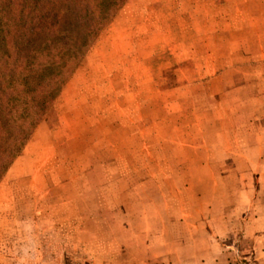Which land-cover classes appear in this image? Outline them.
<instances>
[{"label": "rangeland", "instance_id": "obj_1", "mask_svg": "<svg viewBox=\"0 0 264 264\" xmlns=\"http://www.w3.org/2000/svg\"><path fill=\"white\" fill-rule=\"evenodd\" d=\"M195 5L111 19L0 181V264H264V25Z\"/></svg>", "mask_w": 264, "mask_h": 264}, {"label": "trees", "instance_id": "obj_2", "mask_svg": "<svg viewBox=\"0 0 264 264\" xmlns=\"http://www.w3.org/2000/svg\"><path fill=\"white\" fill-rule=\"evenodd\" d=\"M127 0H0V181Z\"/></svg>", "mask_w": 264, "mask_h": 264}, {"label": "crops", "instance_id": "obj_3", "mask_svg": "<svg viewBox=\"0 0 264 264\" xmlns=\"http://www.w3.org/2000/svg\"><path fill=\"white\" fill-rule=\"evenodd\" d=\"M135 0H133L134 2ZM172 1V0H168ZM197 22L218 24L224 22L244 25H264V0H195ZM184 16V15H183ZM182 21V20H181ZM165 23L173 20H164ZM248 30V29H246ZM262 39V38H261ZM264 40V37L263 39ZM264 43L262 44V47ZM259 54L264 56V49ZM263 67L264 65H260Z\"/></svg>", "mask_w": 264, "mask_h": 264}]
</instances>
